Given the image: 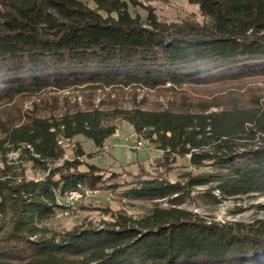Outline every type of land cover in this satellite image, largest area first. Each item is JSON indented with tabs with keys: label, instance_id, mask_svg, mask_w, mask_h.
<instances>
[{
	"label": "trees",
	"instance_id": "16d2710c",
	"mask_svg": "<svg viewBox=\"0 0 264 264\" xmlns=\"http://www.w3.org/2000/svg\"><path fill=\"white\" fill-rule=\"evenodd\" d=\"M0 0V103L47 86L154 89L166 83L200 85L264 75V0H188L208 18L166 22L152 9L141 18L136 0ZM98 86V87H100ZM193 109L76 108L59 115L30 116L0 135V264H264V221L246 228L202 219L171 206L140 219L116 214L101 228L43 236V222L63 205L65 192L94 187L100 168L64 159L59 137L81 134L101 148L126 120L163 158L189 153L196 167L170 180L146 176L129 189L134 198L180 200L185 187L215 181L223 194L264 192V100L208 111ZM18 152L44 173L27 179L12 172L7 154ZM77 155H83L80 147ZM37 235H40L37 237Z\"/></svg>",
	"mask_w": 264,
	"mask_h": 264
},
{
	"label": "rangeland",
	"instance_id": "374dc122",
	"mask_svg": "<svg viewBox=\"0 0 264 264\" xmlns=\"http://www.w3.org/2000/svg\"><path fill=\"white\" fill-rule=\"evenodd\" d=\"M85 1L94 6L93 1ZM148 8L166 22H208V18L200 13L198 5L188 0H136L134 6L130 5L131 11L139 14L141 18L145 17ZM98 86V82L74 84L64 89L47 86L0 103V135L3 127L24 122L30 116H56L76 108L99 107L108 110L138 106L147 109H193L196 103L204 102L210 111L228 107L234 99L245 103L252 94L264 100V75L195 86H171L166 83L154 89L120 84ZM113 121L118 124L117 134L109 136L101 148L92 139L81 134L74 136L71 144L65 147L64 159L78 156L81 161L79 170H86L88 163L93 164L100 168L102 178L94 187H81L82 191L76 196L74 206L67 212L57 210L52 217L45 220L42 223L46 228L43 236L53 235L60 238L62 234L75 229L105 227L114 220L116 214L140 219L154 207L162 209L174 206L197 214L202 219L240 228H246L259 220L264 221V192L227 195L215 188V181L185 187L177 203H171L170 198L157 199L154 202L132 197L129 189L146 176L161 173L170 180H183L188 171L199 173L212 170L213 167L208 164L196 167L190 163L189 153H171L168 160H165L162 150L157 149L146 138H143V146L132 147L126 140L133 132L132 125L126 120ZM77 147L82 149L83 155H77ZM14 156L16 159L12 172L23 174L27 179L44 175L33 161L21 158L18 152ZM60 163L57 160L50 166ZM85 189L91 191L87 193ZM70 260L69 264H84L82 258L72 257Z\"/></svg>",
	"mask_w": 264,
	"mask_h": 264
},
{
	"label": "built area",
	"instance_id": "2783aa9c",
	"mask_svg": "<svg viewBox=\"0 0 264 264\" xmlns=\"http://www.w3.org/2000/svg\"><path fill=\"white\" fill-rule=\"evenodd\" d=\"M131 137H135V139H133L134 140L133 147L138 148L139 146H141L143 144L144 139L142 137H137V135L135 133H133ZM131 137H128L127 139H130ZM71 139L72 138H65V137L61 136V137L58 138L57 142H58V144H60V146L63 149H65V147H68L71 144ZM15 153H17V152L16 151H10L7 154L8 162H14V160L16 159V156H14ZM63 156H64V153H63ZM63 156L58 159L59 163L63 161V159H64ZM74 158H78V156L74 157ZM35 179H38V178H35ZM86 191L88 193L91 190L88 189ZM76 196L77 195L75 194V192H65V194L62 197L56 198V201L59 204H62L63 205L62 210L64 212H67L69 208L74 206Z\"/></svg>",
	"mask_w": 264,
	"mask_h": 264
},
{
	"label": "crops",
	"instance_id": "0c3cea01",
	"mask_svg": "<svg viewBox=\"0 0 264 264\" xmlns=\"http://www.w3.org/2000/svg\"><path fill=\"white\" fill-rule=\"evenodd\" d=\"M118 128V127H117ZM116 131H117V129H116ZM115 131V133L113 134V135H116L117 134V132ZM134 133V130H133V132L130 134V136L129 137H131L132 136V134ZM108 138V137H107ZM106 138V139H107ZM134 137H131L130 139H126L127 140V144H129L130 146H132L133 147V145H134ZM132 140V142H129V141H131ZM141 146H143V144L141 145ZM141 146H139V147H141Z\"/></svg>",
	"mask_w": 264,
	"mask_h": 264
},
{
	"label": "bare ground",
	"instance_id": "6f19581e",
	"mask_svg": "<svg viewBox=\"0 0 264 264\" xmlns=\"http://www.w3.org/2000/svg\"><path fill=\"white\" fill-rule=\"evenodd\" d=\"M85 190H88V189H85ZM81 191H82V190L79 188V189H77V190H71V191H69V192H75L76 195H79Z\"/></svg>",
	"mask_w": 264,
	"mask_h": 264
}]
</instances>
